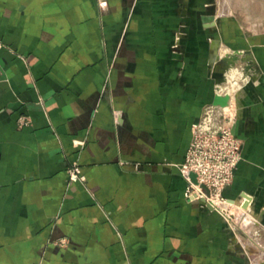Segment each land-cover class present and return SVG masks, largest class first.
<instances>
[{
    "label": "crops",
    "instance_id": "crops-1",
    "mask_svg": "<svg viewBox=\"0 0 264 264\" xmlns=\"http://www.w3.org/2000/svg\"><path fill=\"white\" fill-rule=\"evenodd\" d=\"M0 43V264H264V0H0ZM230 50L237 223L180 170Z\"/></svg>",
    "mask_w": 264,
    "mask_h": 264
},
{
    "label": "built area",
    "instance_id": "built-area-1",
    "mask_svg": "<svg viewBox=\"0 0 264 264\" xmlns=\"http://www.w3.org/2000/svg\"><path fill=\"white\" fill-rule=\"evenodd\" d=\"M3 47L4 44L0 43V48ZM229 72L228 69L221 82L215 86V98H227L226 103L213 102L204 108L202 116L192 126V142L185 163L180 168L187 181L185 197L190 201H201L228 218L233 215L230 208L234 206L233 200L227 198L224 192L233 183L243 159V143L235 132L238 114L236 100L238 93L255 79L253 72H240L233 84L227 77ZM27 124L26 118L19 121L20 127ZM68 172L73 181L84 179L77 163ZM244 202L248 200L244 198L238 203L241 209Z\"/></svg>",
    "mask_w": 264,
    "mask_h": 264
},
{
    "label": "rangeland",
    "instance_id": "rangeland-1",
    "mask_svg": "<svg viewBox=\"0 0 264 264\" xmlns=\"http://www.w3.org/2000/svg\"><path fill=\"white\" fill-rule=\"evenodd\" d=\"M180 42H182V40L181 39H178V38H175L174 39V41H173V44H172V47H173V49L174 48H177L178 46H179V43ZM236 52V54H234ZM239 52L241 53V52H244V51H232L231 52V50L230 51H228L227 53H225V55H222V56H219V61H218V63H219V65H220V69L223 71V74H221L222 75V77H224V75H225V73L227 72V70H226V67H227V60L225 59V57H230V60H236V61H234V62H232V65H231V67L232 68H234L235 66H243V68L244 69H242V70H246V69H248V71L246 70V71H242V72H244L245 74H251L252 72H253V70L256 68L255 67V65L257 66V60L254 58V56L252 55V53H250L249 54V56H251V57H244L243 55L242 56H240L239 55ZM233 54V55H232ZM233 56V57H232ZM242 57V58H241ZM244 57V58H243ZM216 58V57H215ZM249 59V60H248ZM248 60V62H246ZM245 61V62H244ZM250 61H252V62H250ZM240 62V63H239ZM250 63V64H249ZM238 64V65H237ZM244 64V65H243ZM246 64V65H245ZM246 66V67H245ZM230 67V68H231ZM248 67V68H247ZM229 68V74H228V79L230 78L229 76H230V73H231V71H232V68L230 69ZM221 70H220V73H222L221 72ZM241 72V73H242ZM239 75V74H238ZM223 79V78H222ZM231 79V78H230ZM234 79H232V81H233ZM221 82V81H220ZM246 87V86H245ZM214 94H215V89H214ZM237 104V103H236ZM248 200V199H247ZM236 202V201H235ZM239 203V202H238ZM237 205H239V204H237ZM234 208H236V209H234ZM241 210V208H237V207H231L230 208V212L233 214L231 217H230V219L232 220V222L234 223H237V222H240V220L237 218L238 217V212ZM233 218V219H232ZM246 222V221H245Z\"/></svg>",
    "mask_w": 264,
    "mask_h": 264
},
{
    "label": "bare ground",
    "instance_id": "bare-ground-1",
    "mask_svg": "<svg viewBox=\"0 0 264 264\" xmlns=\"http://www.w3.org/2000/svg\"><path fill=\"white\" fill-rule=\"evenodd\" d=\"M231 52H232V51H231ZM226 53H227V52H226ZM234 54H236V52H235ZM249 54H250L249 52H241V53L239 52V55H240V56L243 55L244 57H251V56H249ZM224 55H225V54H224ZM232 55H233V54H232ZM232 57H233V56H232ZM244 57H243V58H244ZM241 58H242V57H241ZM248 60H249V59H248ZM248 60H247L246 62H248ZM244 62H245V61H244ZM250 62H252V61H250ZM239 63H240V62H239ZM249 64H250V63H249ZM237 65H238V64H237ZM243 65H244V64H243ZM245 65H246V64H245ZM230 67H231V66H230ZM245 67H246V66H245ZM231 68H232V67H231ZM231 68H230V69H231ZM247 68H248V67H247ZM242 69H244L242 65H241V66H240V65H239V66H235L234 68H232V71H231L230 76H229L231 79L229 78V80L232 81V79H234V80L232 81L233 84L236 83V81H237V79H238V77H239L238 74H239L240 72H242ZM246 70L248 71V69H246ZM246 70H243V71H246ZM233 87H235V85H234ZM229 104H230V103H229ZM246 199H247V198H246ZM237 204H238V202L236 203V202L233 200L232 205H233L234 207L240 208L241 205L238 206ZM234 209H236V208H234Z\"/></svg>",
    "mask_w": 264,
    "mask_h": 264
},
{
    "label": "water",
    "instance_id": "water-1",
    "mask_svg": "<svg viewBox=\"0 0 264 264\" xmlns=\"http://www.w3.org/2000/svg\"><path fill=\"white\" fill-rule=\"evenodd\" d=\"M231 57V56H230ZM230 57H225V59L227 60V67H226V70H228L229 68H230V66L232 65V62H234V61H236L235 59L234 60H230ZM226 101H227V98H222V97H216L215 98V103L216 104H225L226 103ZM246 195V194H245ZM247 197H249V196H247ZM247 203L248 202H246L245 203V207L247 206Z\"/></svg>",
    "mask_w": 264,
    "mask_h": 264
}]
</instances>
